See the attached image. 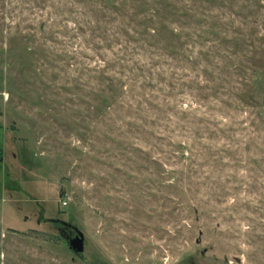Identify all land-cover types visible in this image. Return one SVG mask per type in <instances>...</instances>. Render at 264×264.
<instances>
[{"label": "rangeland", "instance_id": "obj_1", "mask_svg": "<svg viewBox=\"0 0 264 264\" xmlns=\"http://www.w3.org/2000/svg\"><path fill=\"white\" fill-rule=\"evenodd\" d=\"M0 264H264V0H0Z\"/></svg>", "mask_w": 264, "mask_h": 264}, {"label": "water", "instance_id": "obj_2", "mask_svg": "<svg viewBox=\"0 0 264 264\" xmlns=\"http://www.w3.org/2000/svg\"><path fill=\"white\" fill-rule=\"evenodd\" d=\"M84 236L82 233L75 234L69 239V243L72 249L76 252H81L83 250Z\"/></svg>", "mask_w": 264, "mask_h": 264}, {"label": "trees", "instance_id": "obj_3", "mask_svg": "<svg viewBox=\"0 0 264 264\" xmlns=\"http://www.w3.org/2000/svg\"><path fill=\"white\" fill-rule=\"evenodd\" d=\"M120 60H122L121 58H119ZM234 65H235V67H236V65H238V64H236V63H234ZM105 70V69H104ZM129 73H132L131 71H128ZM116 73H118V72H116ZM144 78V77H143ZM230 82V81H229ZM231 91L233 92V93H235L236 94V90H235V92H234V90L233 89H231ZM237 93H240V92H238L237 91Z\"/></svg>", "mask_w": 264, "mask_h": 264}, {"label": "built area", "instance_id": "obj_4", "mask_svg": "<svg viewBox=\"0 0 264 264\" xmlns=\"http://www.w3.org/2000/svg\"><path fill=\"white\" fill-rule=\"evenodd\" d=\"M61 202H62V204H67V202H68V197H64L63 200H62Z\"/></svg>", "mask_w": 264, "mask_h": 264}]
</instances>
